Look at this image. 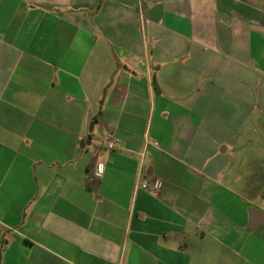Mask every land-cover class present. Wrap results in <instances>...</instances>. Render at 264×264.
I'll return each mask as SVG.
<instances>
[{"label": "crops", "instance_id": "obj_1", "mask_svg": "<svg viewBox=\"0 0 264 264\" xmlns=\"http://www.w3.org/2000/svg\"><path fill=\"white\" fill-rule=\"evenodd\" d=\"M0 264H264V0H0Z\"/></svg>", "mask_w": 264, "mask_h": 264}, {"label": "built area", "instance_id": "obj_2", "mask_svg": "<svg viewBox=\"0 0 264 264\" xmlns=\"http://www.w3.org/2000/svg\"><path fill=\"white\" fill-rule=\"evenodd\" d=\"M118 144H119V139L114 138V137H107L103 141V146H104L105 150H107V151L115 149L118 146ZM96 168H97V174L102 173V171H103L102 163H98ZM141 185L144 188L148 187V182L144 181L141 183Z\"/></svg>", "mask_w": 264, "mask_h": 264}, {"label": "water", "instance_id": "obj_3", "mask_svg": "<svg viewBox=\"0 0 264 264\" xmlns=\"http://www.w3.org/2000/svg\"><path fill=\"white\" fill-rule=\"evenodd\" d=\"M83 142H87L86 140L85 141H82V144H83Z\"/></svg>", "mask_w": 264, "mask_h": 264}, {"label": "rangeland", "instance_id": "obj_4", "mask_svg": "<svg viewBox=\"0 0 264 264\" xmlns=\"http://www.w3.org/2000/svg\"><path fill=\"white\" fill-rule=\"evenodd\" d=\"M260 199L262 198L261 196H258Z\"/></svg>", "mask_w": 264, "mask_h": 264}]
</instances>
